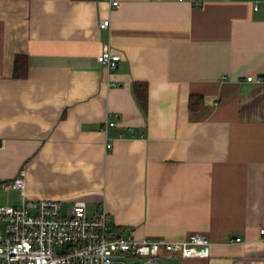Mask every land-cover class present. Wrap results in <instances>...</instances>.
Masks as SVG:
<instances>
[{"label": "crops", "instance_id": "0c3cea01", "mask_svg": "<svg viewBox=\"0 0 264 264\" xmlns=\"http://www.w3.org/2000/svg\"><path fill=\"white\" fill-rule=\"evenodd\" d=\"M112 1L0 0V182L23 171L13 204L85 200L135 238L212 240L161 264H264V0Z\"/></svg>", "mask_w": 264, "mask_h": 264}, {"label": "built area", "instance_id": "2783aa9c", "mask_svg": "<svg viewBox=\"0 0 264 264\" xmlns=\"http://www.w3.org/2000/svg\"><path fill=\"white\" fill-rule=\"evenodd\" d=\"M112 4L117 5L118 0ZM109 24L107 18L100 27L104 29ZM120 59L121 54L108 46L97 56L100 64L110 68L116 67ZM106 146L110 148L112 143ZM7 186L23 191L24 172ZM260 231L264 232V228ZM240 240V236L230 238L231 242ZM211 244L212 240L199 232L183 239L135 238L114 227L104 206L88 213L85 200H75L68 207L56 198L24 197L18 204L0 201V264H114L125 262L124 257L143 258L142 264H161L160 257L172 254L208 256Z\"/></svg>", "mask_w": 264, "mask_h": 264}, {"label": "trees", "instance_id": "16d2710c", "mask_svg": "<svg viewBox=\"0 0 264 264\" xmlns=\"http://www.w3.org/2000/svg\"><path fill=\"white\" fill-rule=\"evenodd\" d=\"M21 58L20 55H17L16 57V64L18 63V60ZM16 68V65H15ZM15 73H16V69H15ZM133 90L135 93V96L139 102V104L141 105V107L143 108V110H147V105H148V85L146 82H142V81H135L133 83ZM203 97L201 95H191L190 96V101H189V105L191 109H198L199 107H201V105L203 104Z\"/></svg>", "mask_w": 264, "mask_h": 264}, {"label": "rangeland", "instance_id": "374dc122", "mask_svg": "<svg viewBox=\"0 0 264 264\" xmlns=\"http://www.w3.org/2000/svg\"><path fill=\"white\" fill-rule=\"evenodd\" d=\"M22 190L15 189L12 187H8L6 182H0V201L4 202H17V197L22 194ZM66 212V209H64ZM123 260L127 264H142L143 258H136V257H124Z\"/></svg>", "mask_w": 264, "mask_h": 264}, {"label": "water", "instance_id": "95a60500", "mask_svg": "<svg viewBox=\"0 0 264 264\" xmlns=\"http://www.w3.org/2000/svg\"><path fill=\"white\" fill-rule=\"evenodd\" d=\"M114 264H125V262H123V261H117Z\"/></svg>", "mask_w": 264, "mask_h": 264}]
</instances>
